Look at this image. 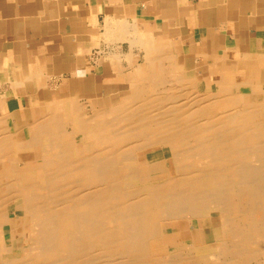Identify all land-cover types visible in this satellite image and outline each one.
Wrapping results in <instances>:
<instances>
[{
    "label": "bare ground",
    "instance_id": "6f19581e",
    "mask_svg": "<svg viewBox=\"0 0 264 264\" xmlns=\"http://www.w3.org/2000/svg\"><path fill=\"white\" fill-rule=\"evenodd\" d=\"M151 62L110 108L0 138V264H264V92Z\"/></svg>",
    "mask_w": 264,
    "mask_h": 264
},
{
    "label": "crops",
    "instance_id": "0c3cea01",
    "mask_svg": "<svg viewBox=\"0 0 264 264\" xmlns=\"http://www.w3.org/2000/svg\"><path fill=\"white\" fill-rule=\"evenodd\" d=\"M149 61L264 89V0H0V138L24 143L53 107L110 108Z\"/></svg>",
    "mask_w": 264,
    "mask_h": 264
},
{
    "label": "rangeland",
    "instance_id": "374dc122",
    "mask_svg": "<svg viewBox=\"0 0 264 264\" xmlns=\"http://www.w3.org/2000/svg\"><path fill=\"white\" fill-rule=\"evenodd\" d=\"M167 69V68H166ZM169 69V68H168ZM233 83V81L232 80H230V79H228V78H225V77H219V78H216V80H215V78L214 79H212V80H207V81H205V82H201L202 84H199L200 85V88L201 89H204L205 91H213L214 89H217L218 87H219V85L220 84H223V83H225V84H228V85H231L232 83ZM215 86H214V85ZM234 84V83H233ZM239 87H242V86H239ZM212 88V89H211ZM241 90L243 91V92H248V91H251V89L249 88H241ZM241 90H239V91H241ZM258 91H260V92H264V89H260V88H258ZM75 145L77 146V147H80V144H79V138H77V139H75ZM141 152H143V153H141ZM139 155L140 156H143L144 155V150H142V151H140V153H139ZM39 164H41V163H32V164H30V166H40ZM167 168H168V170H169V172H172V170H173V164H172V162L171 161H167ZM206 224H208V222L206 223ZM182 239L185 241V242H189V240L191 239V237H190V234L188 233V232H183V234H182ZM19 246H21V243L20 242H18L17 243V246L16 247H19ZM204 247H199V249H198V251L200 250H202ZM153 251L156 253V254H160V253H163V252H165L166 251V249H167V246L165 245V244H163L162 243V241L161 242H158V244H154L153 245ZM215 249V246L214 245H209V251L211 250V251H213Z\"/></svg>",
    "mask_w": 264,
    "mask_h": 264
}]
</instances>
